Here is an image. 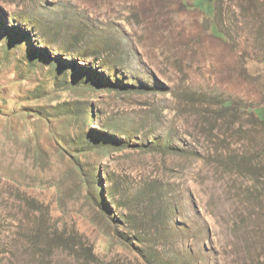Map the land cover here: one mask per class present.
I'll return each instance as SVG.
<instances>
[{
    "label": "rangeland",
    "instance_id": "374dc122",
    "mask_svg": "<svg viewBox=\"0 0 264 264\" xmlns=\"http://www.w3.org/2000/svg\"><path fill=\"white\" fill-rule=\"evenodd\" d=\"M0 264H264V0H0Z\"/></svg>",
    "mask_w": 264,
    "mask_h": 264
},
{
    "label": "trees",
    "instance_id": "16d2710c",
    "mask_svg": "<svg viewBox=\"0 0 264 264\" xmlns=\"http://www.w3.org/2000/svg\"><path fill=\"white\" fill-rule=\"evenodd\" d=\"M223 107H224V108H228V107H230V103H228V102H224V103H223ZM250 111H251V113H253V114L255 115V117H256L257 119H261V117H260L257 113L253 112V110H250Z\"/></svg>",
    "mask_w": 264,
    "mask_h": 264
}]
</instances>
